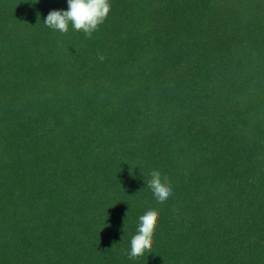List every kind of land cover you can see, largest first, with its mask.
Wrapping results in <instances>:
<instances>
[{
    "label": "trees",
    "instance_id": "1",
    "mask_svg": "<svg viewBox=\"0 0 264 264\" xmlns=\"http://www.w3.org/2000/svg\"><path fill=\"white\" fill-rule=\"evenodd\" d=\"M111 5L89 39L0 0V264H264V0Z\"/></svg>",
    "mask_w": 264,
    "mask_h": 264
},
{
    "label": "clouds",
    "instance_id": "2",
    "mask_svg": "<svg viewBox=\"0 0 264 264\" xmlns=\"http://www.w3.org/2000/svg\"><path fill=\"white\" fill-rule=\"evenodd\" d=\"M67 3V10H52L44 21L48 29L62 35L72 30L82 32L90 39L100 30L112 10L111 0H67ZM98 59L103 61L104 56L100 55ZM147 187L159 204H165L173 195L169 178L158 169L151 170ZM159 226L158 209H149L139 217L136 233L130 239V250L126 253L130 260H139L152 252Z\"/></svg>",
    "mask_w": 264,
    "mask_h": 264
}]
</instances>
